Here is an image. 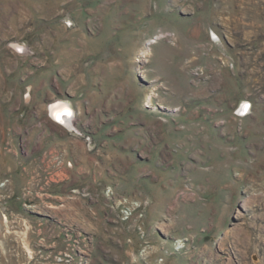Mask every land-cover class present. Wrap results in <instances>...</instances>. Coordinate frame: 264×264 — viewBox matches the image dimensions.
I'll return each mask as SVG.
<instances>
[{"label":"rangeland","instance_id":"rangeland-1","mask_svg":"<svg viewBox=\"0 0 264 264\" xmlns=\"http://www.w3.org/2000/svg\"><path fill=\"white\" fill-rule=\"evenodd\" d=\"M0 264H264V0H0Z\"/></svg>","mask_w":264,"mask_h":264},{"label":"bare ground","instance_id":"bare-ground-1","mask_svg":"<svg viewBox=\"0 0 264 264\" xmlns=\"http://www.w3.org/2000/svg\"><path fill=\"white\" fill-rule=\"evenodd\" d=\"M17 48V47H16ZM19 49V48H18ZM244 107L242 106V109ZM48 112L58 123H71L73 121L72 109L62 101H54L48 107ZM242 112V111H241Z\"/></svg>","mask_w":264,"mask_h":264}]
</instances>
